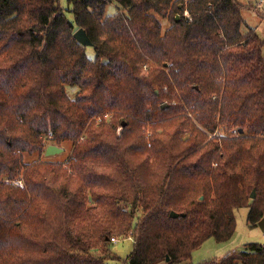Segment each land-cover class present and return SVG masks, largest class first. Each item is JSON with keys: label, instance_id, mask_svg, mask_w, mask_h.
Segmentation results:
<instances>
[{"label": "trees", "instance_id": "1", "mask_svg": "<svg viewBox=\"0 0 264 264\" xmlns=\"http://www.w3.org/2000/svg\"><path fill=\"white\" fill-rule=\"evenodd\" d=\"M67 3L0 0V264H112V238L133 239L125 264H179L230 240L241 207L258 227L264 39L244 6ZM66 142V163L41 159ZM196 264H264V245Z\"/></svg>", "mask_w": 264, "mask_h": 264}, {"label": "rangeland", "instance_id": "2", "mask_svg": "<svg viewBox=\"0 0 264 264\" xmlns=\"http://www.w3.org/2000/svg\"><path fill=\"white\" fill-rule=\"evenodd\" d=\"M59 5L64 8L68 9L70 8L67 0H58ZM243 6V17L245 20V23L247 26L242 27L243 32H247L248 28L256 29V33L260 39H264V22L261 20L260 15L258 12H256L252 6H257V4H261L263 1L261 0H238ZM264 5V4H261ZM115 12V6L113 4L109 5L107 8V14H112ZM66 15L69 19H72V14L70 12H66ZM185 15L188 16V13L185 12ZM160 22L163 25V30L166 29L170 24L162 19L159 18ZM90 54V50L88 52ZM146 68L143 67V74L146 75ZM110 116L109 114H105L103 116H99L103 119L105 116ZM98 118V117H97ZM109 119V118H108ZM107 119V120H108ZM97 120V119H96ZM100 123L95 122V127L99 126ZM122 128H118L117 134L120 133ZM151 130L149 128V131L146 132V134L151 135ZM213 136V135H212ZM49 145H55L53 143L47 144ZM57 146V145H55ZM62 150L61 153L46 156L43 154L41 159L43 160H49L52 162H60V163H66V161L69 158L72 145L70 142L63 143L60 146H57ZM47 148V147H46ZM46 150V149H45ZM38 156L35 154L33 156H25V161L29 162L32 160L37 159ZM17 183L21 186L22 183L20 181H17ZM247 214H248V207H241L238 210L235 211V219H236V229L235 233L232 236V238L226 242H216L214 239H208L206 240L201 247L194 250L192 252V255L189 260L183 261L179 264H196L200 263L207 259L212 258H221L224 255L239 251L244 248L245 245L249 243H258L261 245H264V232L260 230L259 227H250V225L247 222ZM133 247V239L127 238L118 240L117 243L112 244L111 250L119 257V261H112V264H125L124 260L128 256V254L132 251ZM164 264V263H162Z\"/></svg>", "mask_w": 264, "mask_h": 264}, {"label": "water", "instance_id": "3", "mask_svg": "<svg viewBox=\"0 0 264 264\" xmlns=\"http://www.w3.org/2000/svg\"><path fill=\"white\" fill-rule=\"evenodd\" d=\"M178 18V17H177ZM74 38L83 46L87 47V46H91L92 43L89 39V37L87 36V34L85 33V31L83 29H78L75 33H74ZM165 106V105H163ZM240 133H242L243 131L240 130ZM62 150L60 148H58L55 145H49L47 146L46 150H45V155L46 156H51V155H55V154H59L61 153ZM256 193L255 190L252 191L250 197L251 199L255 198ZM179 215L177 213L172 212L170 214L171 218H177ZM258 227L260 228V230L262 232H264V218L258 223ZM169 257H166V262H168Z\"/></svg>", "mask_w": 264, "mask_h": 264}, {"label": "built area", "instance_id": "4", "mask_svg": "<svg viewBox=\"0 0 264 264\" xmlns=\"http://www.w3.org/2000/svg\"><path fill=\"white\" fill-rule=\"evenodd\" d=\"M108 118H109L108 115L105 116L104 121H107ZM96 121H97V123H101L103 121V119L101 117H98ZM238 133H239V130H237L235 128L230 131V134L231 135H238ZM81 139H83V137ZM111 241L113 243H117L118 242V239L112 238Z\"/></svg>", "mask_w": 264, "mask_h": 264}]
</instances>
